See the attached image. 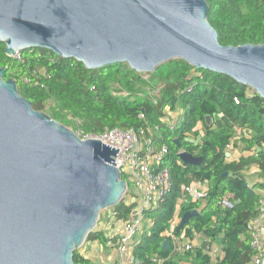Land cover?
<instances>
[{
    "label": "water",
    "instance_id": "obj_1",
    "mask_svg": "<svg viewBox=\"0 0 264 264\" xmlns=\"http://www.w3.org/2000/svg\"><path fill=\"white\" fill-rule=\"evenodd\" d=\"M207 15L206 0H0V43L9 58L47 50L89 71L126 64L151 74L182 60L264 100V44L221 46ZM6 71L0 68V264H74L101 213L125 195L112 161L118 151L81 141L34 110ZM178 158L202 164L186 152ZM198 214L185 212L175 233Z\"/></svg>",
    "mask_w": 264,
    "mask_h": 264
},
{
    "label": "trees",
    "instance_id": "obj_2",
    "mask_svg": "<svg viewBox=\"0 0 264 264\" xmlns=\"http://www.w3.org/2000/svg\"><path fill=\"white\" fill-rule=\"evenodd\" d=\"M206 2L207 21L217 32L221 46L264 44V0ZM0 68H7L5 80L17 82L19 94L34 110L72 131L99 134L112 128H150L154 137L158 135L156 144L167 146L164 165L173 186L159 207L146 214L152 226L134 248L139 264H248L251 252L247 223L256 216L258 192H264V100L259 95L227 76L195 70L182 60L169 61L144 79L126 64L89 71L81 63L47 50L26 49L19 52V59L9 58L0 43ZM155 89L157 94L152 93ZM166 108L182 110L172 128L163 122ZM198 124L201 129L195 131ZM237 129L249 134L242 140L247 155L232 160L231 150L225 148L232 146ZM181 152L201 158L202 164L184 165L178 158ZM250 168L257 171L258 177L252 185L245 177ZM191 181L205 184V197L177 211L182 187ZM224 198L229 199L231 208H221ZM131 207L121 201L113 207V215L125 219ZM191 210L199 214L178 233L174 230V235L179 237L184 232L191 239L202 234L211 241L221 235L219 260L212 261L197 248L173 257L172 248L162 250L164 234L169 232L176 214L181 218ZM87 241L107 247L111 239L100 230L90 233ZM73 262L95 264L79 250Z\"/></svg>",
    "mask_w": 264,
    "mask_h": 264
},
{
    "label": "built area",
    "instance_id": "obj_3",
    "mask_svg": "<svg viewBox=\"0 0 264 264\" xmlns=\"http://www.w3.org/2000/svg\"><path fill=\"white\" fill-rule=\"evenodd\" d=\"M14 57L19 59V53ZM181 114L182 112L179 113L177 109L171 111L166 108L163 122L172 128L177 124ZM139 117L143 119V115ZM73 133L81 141L99 140L101 144L118 151L116 158L112 157V161H114L113 166L119 170L121 178L127 183L122 202L132 207L125 219H117L113 215L111 227L105 232L109 231L107 237L111 242L108 245L116 250L120 264H139L134 257V248L144 236L149 234L152 226L146 214L159 207L173 186L170 173L164 165L168 156L167 146L156 144L154 130L150 128L136 130L112 128L99 134L75 130ZM238 133L243 134L237 129L236 134ZM243 137L247 139V135L243 134ZM225 150H231V145H227ZM182 192L183 196H188L194 202L202 201L205 197L202 184L196 181H191L182 187ZM258 195L256 216L247 223L251 252L248 264H264V192H258ZM220 206L222 209H229L232 204L228 198H224ZM171 226L164 236L165 240L172 242L176 236ZM189 249V245L183 248L184 251Z\"/></svg>",
    "mask_w": 264,
    "mask_h": 264
},
{
    "label": "crops",
    "instance_id": "obj_4",
    "mask_svg": "<svg viewBox=\"0 0 264 264\" xmlns=\"http://www.w3.org/2000/svg\"><path fill=\"white\" fill-rule=\"evenodd\" d=\"M181 112V111H180ZM179 112V113H180ZM180 118V117H179ZM201 129L200 124H198L195 128V131H199ZM243 134L247 135L248 137V133L245 131H242ZM243 134L238 133L237 137L234 139L233 144L231 146V157L232 160H237L240 156L247 155L246 151H243L245 148V143L242 140H245L246 138L243 137ZM235 145V146H233ZM252 174L257 175V171L254 168H250L247 169L245 171V177L248 180V177L251 176ZM258 180H256L255 182H257ZM260 181V180H259ZM253 183H249L250 185L254 184ZM203 190H206V186L205 184H202ZM194 201L189 198L188 196H183L180 198V200L178 201V205H177V211H179L181 208H186L189 203H193ZM180 222V218L177 216H175L173 222H172V230L174 231L178 224ZM111 227V225H110ZM109 227V228H110ZM109 228H103V232H105L104 230L109 229ZM106 233V232H105ZM197 237L198 239H200V245L197 244L195 245V241L193 242V239ZM185 239H188L185 237V233L182 232L181 235L179 237H176V239L174 241H170L171 242V257L176 256V255H181V253H184V250H180V252L177 253V242L178 241H183ZM221 235H218L215 240L211 241L209 240L206 236L202 235V234H195L193 235V237L191 239H189V242L184 244L183 248L187 245L190 246L191 249H193L195 246V248L200 249L202 251H204L206 254H208L211 258L212 261H217L221 258L222 256V244H221ZM217 243V244H216ZM83 247V248H82ZM82 250L79 251V253L86 259L90 260L92 263L95 264H120V258L117 255L116 250L111 247V246H107V247H102L100 244H98L95 241H87L83 244L82 246ZM101 247V250H100ZM111 249L110 253L108 254H104L105 253V249ZM156 262L160 263L161 259L159 257L156 258ZM185 264V263H182Z\"/></svg>",
    "mask_w": 264,
    "mask_h": 264
},
{
    "label": "rangeland",
    "instance_id": "obj_5",
    "mask_svg": "<svg viewBox=\"0 0 264 264\" xmlns=\"http://www.w3.org/2000/svg\"><path fill=\"white\" fill-rule=\"evenodd\" d=\"M41 73H43V72H41ZM142 75V77L144 78V79H146V78H149V75L150 74H141ZM157 88H158V90L161 88V85L160 84H158L157 85ZM158 90L157 89H155L152 93H154V94H157V92H158ZM177 111L178 112H182V110H181V108H178L177 109ZM180 112V113H181ZM156 136H158L157 134H155V137ZM248 180H249V183H253V182H255L256 180H258V177H257V175H254V174H252L251 176H249L248 177ZM113 208H110V209H107V210H105V211H103L102 213H101V215H100V220L98 221V224H97V227H96V231L97 230H103V228L105 227V228H109L110 227V225H111V220H112V216H113ZM105 231V230H104ZM107 232H109V231H107ZM107 232L105 233L106 234V236H109V234H107ZM139 239V235L137 236V240ZM195 241V245H197V244H199L200 245V239H198L197 237H195L194 239H193V242ZM189 242V239H185V240H183V241H178L177 242V245H176V247H177V253L178 252H180V250L182 251L183 250V246H184V244H186V243H188ZM217 244V243H216ZM194 248H195V246H193ZM83 248V247H82ZM82 248H80L79 249V251L80 250H82ZM100 250H101V247H100ZM110 251H111V249H108V248H106L105 249V253L104 254H108V253H110ZM181 254H183V253H181ZM98 264V263H97Z\"/></svg>",
    "mask_w": 264,
    "mask_h": 264
}]
</instances>
